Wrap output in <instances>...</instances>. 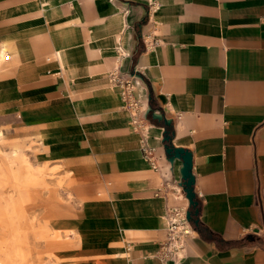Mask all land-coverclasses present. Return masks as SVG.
I'll list each match as a JSON object with an SVG mask.
<instances>
[{"label": "crops", "instance_id": "0c3cea01", "mask_svg": "<svg viewBox=\"0 0 264 264\" xmlns=\"http://www.w3.org/2000/svg\"><path fill=\"white\" fill-rule=\"evenodd\" d=\"M134 70L146 108L180 115L167 114L171 142L192 155L199 230L168 264H264V0H0V132L85 199L64 219L68 263L160 264L165 211L186 205L163 125L135 129L111 84Z\"/></svg>", "mask_w": 264, "mask_h": 264}, {"label": "rangeland", "instance_id": "374dc122", "mask_svg": "<svg viewBox=\"0 0 264 264\" xmlns=\"http://www.w3.org/2000/svg\"><path fill=\"white\" fill-rule=\"evenodd\" d=\"M38 154L35 145L10 144L0 132V255L10 253L15 264H69L78 239L64 219L74 218L85 199L75 196L64 168L39 161ZM7 217L11 224L3 223Z\"/></svg>", "mask_w": 264, "mask_h": 264}, {"label": "built area", "instance_id": "2783aa9c", "mask_svg": "<svg viewBox=\"0 0 264 264\" xmlns=\"http://www.w3.org/2000/svg\"><path fill=\"white\" fill-rule=\"evenodd\" d=\"M156 9L154 4L149 6V15ZM146 50H154L156 46V40L154 39L153 33L148 34L146 38L143 39ZM127 55L119 48L117 50L116 60L117 62H121ZM136 72L135 70L133 73ZM138 72V71H137ZM111 84L120 88V94L123 100V105L125 109H128L132 114V125L135 126V129L140 131H145L142 126L144 118V113L146 110V95H140L142 90H140L135 95V91L137 86L142 88L143 84L138 78H136L133 74L128 73L127 78L118 77V73H112L110 75ZM138 79L139 81H136ZM142 85V86H141ZM168 105V104H167ZM142 114V115H141ZM167 114L173 115L174 118L180 119L179 114L172 113L170 109H164L163 115L167 119ZM140 115V116H139ZM143 157L145 161H147L151 167L156 170V160L152 156V150L145 148L143 149ZM173 194L176 198H180L186 201V205L180 207H169L166 209L163 221L165 223L167 239L158 249L156 256L160 260V264H168V262L174 261L178 256L175 255L180 250L185 248L186 240L192 235V229L190 223L186 219V213L188 211V202L185 199L184 193L177 185L176 189L173 190Z\"/></svg>", "mask_w": 264, "mask_h": 264}, {"label": "water", "instance_id": "95a60500", "mask_svg": "<svg viewBox=\"0 0 264 264\" xmlns=\"http://www.w3.org/2000/svg\"><path fill=\"white\" fill-rule=\"evenodd\" d=\"M132 74L143 82V77L139 72H132ZM147 100L148 102L150 101L149 95L147 97ZM144 118H151L153 121H157L163 125V134L161 141L163 158L171 168H173L175 161L180 162V167L178 169V186L181 187L185 199L188 202L186 219L189 223L194 222V224H197L198 221H194L193 218L198 215V211H191L192 207L197 206L196 195L194 192L195 179L192 175V155L189 151L182 148H175L172 145L171 137L173 133L171 134L170 132V129L172 128V121L171 119H167L161 111L154 110L150 105H148L144 113Z\"/></svg>", "mask_w": 264, "mask_h": 264}, {"label": "trees", "instance_id": "16d2710c", "mask_svg": "<svg viewBox=\"0 0 264 264\" xmlns=\"http://www.w3.org/2000/svg\"><path fill=\"white\" fill-rule=\"evenodd\" d=\"M154 122H156V121H154ZM197 202V201H196ZM199 208H200V204L197 202V206H195V207H192L191 208V211L192 212H195V211H198L199 212ZM193 220L194 221H198V215L197 216H195L194 218H193ZM193 224H194V222H193ZM194 227L196 228V229H198L199 230V225H198V223L197 224H194Z\"/></svg>", "mask_w": 264, "mask_h": 264}, {"label": "bare ground", "instance_id": "6f19581e", "mask_svg": "<svg viewBox=\"0 0 264 264\" xmlns=\"http://www.w3.org/2000/svg\"><path fill=\"white\" fill-rule=\"evenodd\" d=\"M117 69V68H116ZM136 81H139L138 79H135ZM173 113V112H172ZM192 234H194L193 232H192Z\"/></svg>", "mask_w": 264, "mask_h": 264}]
</instances>
